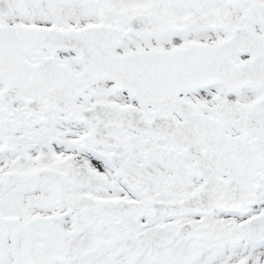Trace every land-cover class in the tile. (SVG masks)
I'll list each match as a JSON object with an SVG mask.
<instances>
[{
  "label": "snow or ice",
  "instance_id": "obj_1",
  "mask_svg": "<svg viewBox=\"0 0 264 264\" xmlns=\"http://www.w3.org/2000/svg\"><path fill=\"white\" fill-rule=\"evenodd\" d=\"M0 264H264V0H0Z\"/></svg>",
  "mask_w": 264,
  "mask_h": 264
}]
</instances>
